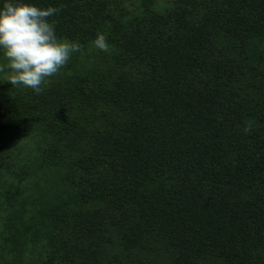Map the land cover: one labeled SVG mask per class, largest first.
<instances>
[{
	"label": "trees",
	"instance_id": "1",
	"mask_svg": "<svg viewBox=\"0 0 264 264\" xmlns=\"http://www.w3.org/2000/svg\"><path fill=\"white\" fill-rule=\"evenodd\" d=\"M23 2L83 48L39 93L0 77L8 264H264V0Z\"/></svg>",
	"mask_w": 264,
	"mask_h": 264
},
{
	"label": "clouds",
	"instance_id": "2",
	"mask_svg": "<svg viewBox=\"0 0 264 264\" xmlns=\"http://www.w3.org/2000/svg\"><path fill=\"white\" fill-rule=\"evenodd\" d=\"M62 9L40 8L23 0H8L0 9V51L7 60L9 73L5 79L13 87L23 85L39 93L48 78L67 65L72 53L81 52L78 42L60 40L55 21L49 18ZM101 51L109 52L110 46L104 34H98L93 42ZM245 133L251 131L248 126Z\"/></svg>",
	"mask_w": 264,
	"mask_h": 264
},
{
	"label": "rangeland",
	"instance_id": "3",
	"mask_svg": "<svg viewBox=\"0 0 264 264\" xmlns=\"http://www.w3.org/2000/svg\"><path fill=\"white\" fill-rule=\"evenodd\" d=\"M70 63L74 64V60H72L71 57L68 60L66 66H70L71 65ZM6 64H7V60L5 59V57L1 58L0 59V66H6ZM85 66L86 65H85L84 62H81V63H79L77 65L79 70L84 69ZM65 67L61 68L60 71L57 74H55L53 77L48 78L47 81H51L52 79L57 78V75L59 73L62 74L64 72ZM9 71L10 70L7 69V67H5L4 72H0V77H4L5 78L6 75L9 73ZM21 149H23V148H20V150ZM24 156H25V154L23 155L22 158L26 160L27 158H25ZM36 198H37L36 195H34V199L32 198V199H30L28 201H25L23 203H25V205H31V206L33 205L34 206L33 208L35 209V211H37V210L39 211V208L44 209L47 206V203L45 202L46 201L45 200V196L43 195L41 198H39L40 202L39 201H35ZM17 215H18L19 218H18V220L16 222V226H17V223L19 222L18 225H21V227L20 228L16 227V229H14L12 231L13 234H11V232H6L10 236V238H12L13 235L20 234L21 232H24L25 228L28 229V227H31L33 224H35V221L32 219L33 212L29 213L26 217H24V215L19 213V212H18ZM10 259H12V256L10 255V253L8 251H0V264H8Z\"/></svg>",
	"mask_w": 264,
	"mask_h": 264
}]
</instances>
